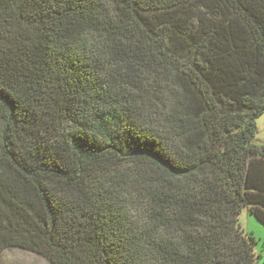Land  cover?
Returning <instances> with one entry per match:
<instances>
[{"label": "trees", "instance_id": "1", "mask_svg": "<svg viewBox=\"0 0 264 264\" xmlns=\"http://www.w3.org/2000/svg\"><path fill=\"white\" fill-rule=\"evenodd\" d=\"M0 257L259 264L264 0H0Z\"/></svg>", "mask_w": 264, "mask_h": 264}, {"label": "rangeland", "instance_id": "2", "mask_svg": "<svg viewBox=\"0 0 264 264\" xmlns=\"http://www.w3.org/2000/svg\"><path fill=\"white\" fill-rule=\"evenodd\" d=\"M258 133L256 142L264 143V114L258 120ZM240 222L245 231L253 233L259 239L258 252L264 254V225L258 221L253 215L244 210L240 215ZM0 264H50L42 256L31 251L11 248L6 250L0 257ZM259 264H264V258L260 259Z\"/></svg>", "mask_w": 264, "mask_h": 264}, {"label": "snow or ice", "instance_id": "3", "mask_svg": "<svg viewBox=\"0 0 264 264\" xmlns=\"http://www.w3.org/2000/svg\"><path fill=\"white\" fill-rule=\"evenodd\" d=\"M4 103V98L0 97V104Z\"/></svg>", "mask_w": 264, "mask_h": 264}, {"label": "crops", "instance_id": "4", "mask_svg": "<svg viewBox=\"0 0 264 264\" xmlns=\"http://www.w3.org/2000/svg\"><path fill=\"white\" fill-rule=\"evenodd\" d=\"M261 258H264V254L263 253H261Z\"/></svg>", "mask_w": 264, "mask_h": 264}]
</instances>
